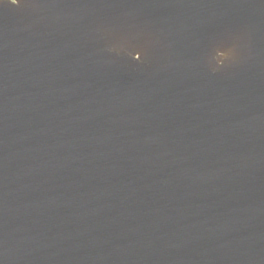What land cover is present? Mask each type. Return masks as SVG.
<instances>
[{"label": "water", "instance_id": "obj_1", "mask_svg": "<svg viewBox=\"0 0 264 264\" xmlns=\"http://www.w3.org/2000/svg\"><path fill=\"white\" fill-rule=\"evenodd\" d=\"M0 264H264V0H0Z\"/></svg>", "mask_w": 264, "mask_h": 264}, {"label": "clouds", "instance_id": "obj_2", "mask_svg": "<svg viewBox=\"0 0 264 264\" xmlns=\"http://www.w3.org/2000/svg\"><path fill=\"white\" fill-rule=\"evenodd\" d=\"M10 2L12 3V0H10Z\"/></svg>", "mask_w": 264, "mask_h": 264}]
</instances>
